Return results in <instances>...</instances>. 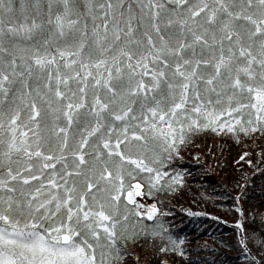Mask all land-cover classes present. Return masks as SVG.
<instances>
[{"label":"snow or ice","instance_id":"snow-or-ice-1","mask_svg":"<svg viewBox=\"0 0 264 264\" xmlns=\"http://www.w3.org/2000/svg\"><path fill=\"white\" fill-rule=\"evenodd\" d=\"M208 129L264 137V0H0V264L181 251L137 197Z\"/></svg>","mask_w":264,"mask_h":264},{"label":"trees","instance_id":"trees-1","mask_svg":"<svg viewBox=\"0 0 264 264\" xmlns=\"http://www.w3.org/2000/svg\"><path fill=\"white\" fill-rule=\"evenodd\" d=\"M258 137L262 138L257 134L238 141L208 129L190 138L182 148L183 158L170 164L172 170L183 174V184L172 191L165 188L153 196L146 191L144 195L154 199L160 210L173 212L159 213L160 220L171 235L182 239L181 251L162 253L167 241L142 233L125 246L120 264L130 253H137L139 260L168 255L170 264H259L264 256V175L260 167L249 178H242L232 162L240 148L248 149L246 144ZM193 147L201 162L189 154ZM248 150L251 154L255 152L254 147ZM207 175L214 179L206 178ZM179 204L201 214L177 213ZM240 212L245 214L241 228L246 246L231 226ZM151 222L145 219V223Z\"/></svg>","mask_w":264,"mask_h":264},{"label":"rangeland","instance_id":"rangeland-1","mask_svg":"<svg viewBox=\"0 0 264 264\" xmlns=\"http://www.w3.org/2000/svg\"><path fill=\"white\" fill-rule=\"evenodd\" d=\"M246 146L248 147V149H251V147H254L255 152L253 154H251L250 150L240 148L238 150V152L235 154V156H233V159H232L233 166H235L237 168L240 176L242 178H245V179L249 178V175L252 172H254L256 169L260 168L261 153L263 151L262 147H264V138L258 137V138H255L253 140H250V143L248 145L246 144ZM189 154L194 156V158L196 160L201 162L199 155L197 154L194 147L189 150ZM241 157H243V158H241ZM253 158H255L256 160L253 162L252 165H250L248 163V160H251ZM206 178L214 179L210 175H207ZM137 199H139L142 203H149V202L154 201V199L146 198L144 195L138 196ZM176 211L185 212V213L193 215V216L201 214V212L189 209L185 204H179ZM244 218H245V214L240 212L239 219L237 220V221H239V224H240V220H242ZM146 219H148V218H146ZM239 227L241 229V225H239ZM240 231H242V230H240ZM164 259H167L168 264H170V258L168 255H162L161 254L156 259H152V257H148L145 260H143V259L139 260V258L137 257V253H130L129 255H127L126 259L123 261V264H155V263L161 264V262ZM150 260H152V263L149 262Z\"/></svg>","mask_w":264,"mask_h":264},{"label":"bare ground","instance_id":"bare-ground-1","mask_svg":"<svg viewBox=\"0 0 264 264\" xmlns=\"http://www.w3.org/2000/svg\"><path fill=\"white\" fill-rule=\"evenodd\" d=\"M155 202H156V201H155ZM161 212H163V211L159 209V213H161ZM178 213H180V212H178ZM184 213H185V212H184Z\"/></svg>","mask_w":264,"mask_h":264}]
</instances>
